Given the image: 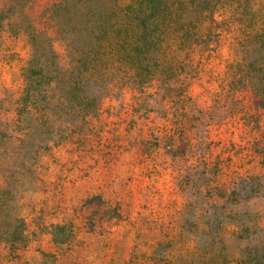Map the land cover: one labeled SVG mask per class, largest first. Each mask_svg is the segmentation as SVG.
Instances as JSON below:
<instances>
[{
	"label": "rangeland",
	"instance_id": "374dc122",
	"mask_svg": "<svg viewBox=\"0 0 264 264\" xmlns=\"http://www.w3.org/2000/svg\"><path fill=\"white\" fill-rule=\"evenodd\" d=\"M114 3L0 0V264H264V98L229 31L179 79H90Z\"/></svg>",
	"mask_w": 264,
	"mask_h": 264
},
{
	"label": "trees",
	"instance_id": "16d2710c",
	"mask_svg": "<svg viewBox=\"0 0 264 264\" xmlns=\"http://www.w3.org/2000/svg\"><path fill=\"white\" fill-rule=\"evenodd\" d=\"M112 7L107 11L106 47L88 78H105L103 71L111 69L117 78L136 86L153 79H179L186 66L208 56L227 30L231 35L226 58L229 75L246 78L257 98H264V0H115ZM219 9L224 11L221 16ZM59 75L61 71L51 68L44 83L58 82ZM36 83L41 86L40 79ZM139 252L135 246L129 264H136L140 257L150 260L149 264H180L149 249Z\"/></svg>",
	"mask_w": 264,
	"mask_h": 264
}]
</instances>
